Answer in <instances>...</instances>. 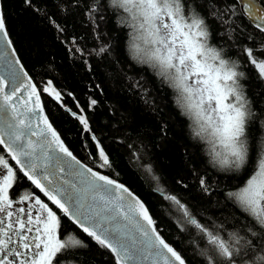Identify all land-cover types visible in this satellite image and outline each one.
Segmentation results:
<instances>
[{"label":"snow or ice","instance_id":"1","mask_svg":"<svg viewBox=\"0 0 264 264\" xmlns=\"http://www.w3.org/2000/svg\"><path fill=\"white\" fill-rule=\"evenodd\" d=\"M24 3L35 7L33 0ZM85 7L95 23L98 0ZM110 7L122 14L119 26L129 29L127 48L131 58L147 65L174 90L181 114L190 121L192 137L210 146L208 155L213 166L239 171L248 165L246 128L253 113L240 83L245 73L238 70V57L232 59L226 47L209 43L212 33L205 18L185 0H110ZM245 7L254 27L264 33V3L257 7L250 2ZM233 15L234 8L225 4L217 18L232 24L234 21L227 17ZM8 37L0 12V56L9 66L8 74L0 75V145L7 154H0V264H73L66 257L84 247V242L63 226L58 213L108 249L115 264H186L137 195L116 179L81 164L64 145L44 114L36 85L26 72L21 78L15 70L20 60L9 57L12 41ZM109 47L102 45L97 54L108 53ZM261 47L264 49V44ZM241 51L264 79V58L257 57L251 47ZM15 55L12 49L10 56ZM43 91L60 99L51 81ZM90 103L97 102L92 99ZM77 118L88 131L87 119L83 115ZM97 148L100 166H110L98 142ZM145 168L152 171L150 165ZM18 173L52 206L24 189L13 197L10 190L19 181ZM200 185L204 192L209 191L204 178ZM157 191L182 212L181 230L190 225L207 241L209 251L202 252L206 264H264V144L247 179L227 193L240 213L231 214L234 224L228 239L221 234L228 231L224 223L210 228L175 195L163 188Z\"/></svg>","mask_w":264,"mask_h":264},{"label":"trees","instance_id":"2","mask_svg":"<svg viewBox=\"0 0 264 264\" xmlns=\"http://www.w3.org/2000/svg\"><path fill=\"white\" fill-rule=\"evenodd\" d=\"M91 2L33 0L32 8L24 0H1V8L12 45L64 145L87 165L132 189L186 264H206L202 252L209 251L207 241L190 225L181 230L182 212L157 189L175 195L210 228L224 223L228 231L221 234L229 238L234 224L231 214L240 213L227 193L247 179L264 144V79L241 49L251 47L257 57L264 58V33L244 17L236 0H185L209 25V43L226 47L232 59L239 58L238 70L245 73L240 83L253 113L246 128L250 160L239 171H224L211 163L210 146L192 137L190 121L181 114L174 90L147 65L131 58L127 48L129 29L118 24L122 14L110 7V0H98L93 23L85 7ZM225 4L234 8L235 15L227 17L234 21L232 24L217 18ZM237 26L240 28L233 32ZM104 44L110 46L108 53L98 55ZM49 81L60 93L59 100L43 91ZM92 99L95 105H91ZM69 111L83 115L89 130L85 131ZM97 142L109 157L110 166H100ZM147 165L151 172L146 171ZM201 178L206 180L208 192L202 190ZM26 184L20 176L13 191ZM62 224L84 242V247L66 260L73 264H115L108 249L63 215Z\"/></svg>","mask_w":264,"mask_h":264},{"label":"water","instance_id":"3","mask_svg":"<svg viewBox=\"0 0 264 264\" xmlns=\"http://www.w3.org/2000/svg\"><path fill=\"white\" fill-rule=\"evenodd\" d=\"M237 2H238V5H239V7H240V10H241V12L243 13V15H244V17L254 26V23H253V20H252V18H251V16H250V14H249V12H248V9L245 7V5L246 4H249L250 2H252V3H255L256 4V6L257 7H260L261 6V3L258 1V0H236ZM0 12H2V8H1V0H0ZM9 38V37H8ZM10 39V38H9ZM12 49H14V47H13V45H12V48H9L7 51H8V55H9V57L11 58V59H16V58H18L19 59V57H18V55H17V53H16V51H15V53H16V55H15V57H11L10 56V54H11V52H12ZM0 65H3L5 68H7V69H9V66H8V64L5 62V59H4V57L3 56H0ZM21 66H22V64H21V62H20V65H15L14 67H15V70L19 73V75H20V77L21 78H24L23 77V73L24 72H26V70L24 69V67L22 66V68H23V71H20V68H21ZM27 73V72H26ZM28 74V73H27ZM27 78L28 79H30L31 80V78L29 77V75L27 76ZM31 82H32V80H31ZM33 83V82H32ZM38 93V92H37ZM76 157V156H75ZM77 158V157H76ZM65 159H68V158H65ZM77 160H79L78 158H77ZM80 161V160H79ZM81 162V164H84L82 161H80ZM85 165V164H84ZM89 167V166H88ZM127 187V186H126ZM145 264H148V262H145Z\"/></svg>","mask_w":264,"mask_h":264},{"label":"flooded vegetation","instance_id":"4","mask_svg":"<svg viewBox=\"0 0 264 264\" xmlns=\"http://www.w3.org/2000/svg\"><path fill=\"white\" fill-rule=\"evenodd\" d=\"M0 154H3V155H5V156H7V154H6V152H3V148L0 146ZM10 160V159H9ZM10 163L13 165V163L10 161ZM14 166V165H13ZM15 168V167H14ZM18 176L20 177H22L23 175L22 174H20V173H18ZM24 178V177H23ZM25 179V178H24ZM25 181L27 182V184L26 185H23V186H21V187H19V188H17L16 190H14L13 191V189H11L10 190V193H11V195L13 196V197H15L16 195H17V193L18 192H20V190L21 189H24V191L25 192H28V193H35V195H39L40 197H41V199H43L46 203H48L43 197H42V195L39 193V192H37L32 186H31V184L25 179ZM16 185V184H15ZM27 201H25L24 202V206H26L27 205ZM16 205H14V207H15Z\"/></svg>","mask_w":264,"mask_h":264},{"label":"bare ground","instance_id":"5","mask_svg":"<svg viewBox=\"0 0 264 264\" xmlns=\"http://www.w3.org/2000/svg\"><path fill=\"white\" fill-rule=\"evenodd\" d=\"M9 69L5 68L3 65H0V75H7Z\"/></svg>","mask_w":264,"mask_h":264},{"label":"rangeland","instance_id":"6","mask_svg":"<svg viewBox=\"0 0 264 264\" xmlns=\"http://www.w3.org/2000/svg\"><path fill=\"white\" fill-rule=\"evenodd\" d=\"M243 184V183H242ZM242 184H240L239 186H241ZM239 186H237V187H239Z\"/></svg>","mask_w":264,"mask_h":264}]
</instances>
